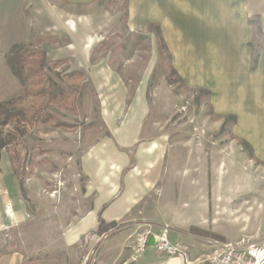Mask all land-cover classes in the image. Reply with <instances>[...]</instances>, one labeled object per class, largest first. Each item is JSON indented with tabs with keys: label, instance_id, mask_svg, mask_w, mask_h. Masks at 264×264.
<instances>
[{
	"label": "rangeland",
	"instance_id": "rangeland-1",
	"mask_svg": "<svg viewBox=\"0 0 264 264\" xmlns=\"http://www.w3.org/2000/svg\"><path fill=\"white\" fill-rule=\"evenodd\" d=\"M57 1L0 0V105L28 118L0 126V180L22 184L29 213L0 228V264H73L71 243L119 233L116 224L81 234L111 187L118 204L135 195L132 211L162 202L172 226L181 218L177 226L208 234L201 240L262 246L264 96L247 88L264 87L257 10L244 0L159 2L154 24L129 1ZM228 113L240 121L223 125Z\"/></svg>",
	"mask_w": 264,
	"mask_h": 264
},
{
	"label": "crops",
	"instance_id": "crops-1",
	"mask_svg": "<svg viewBox=\"0 0 264 264\" xmlns=\"http://www.w3.org/2000/svg\"><path fill=\"white\" fill-rule=\"evenodd\" d=\"M94 1L95 0H58L57 2L64 4H78L90 3ZM115 1L120 3L129 1L128 8L134 10L135 17H138V13L135 10H138L140 7H148V9H150V11H148V21L158 24L154 20L155 17L151 15V10L153 11L156 9L155 7H157L159 2H163L164 7L171 9L175 2L179 3L181 0ZM190 1L197 2V4H201L202 7L203 5L205 6V0H182L181 2ZM229 2L232 1L230 0ZM229 2L227 1V4L225 5L226 8L231 7ZM234 2H236V0ZM244 2H247L246 7L249 6V8L257 10L255 14L261 15L262 21H264V0H244ZM235 5L236 3L233 7ZM261 81L263 82L264 79L261 78ZM249 85L247 88L250 90L251 95L258 96L261 94L262 97L264 96V87L258 89L253 85L251 86V84ZM245 113L252 115L253 111L248 110V112ZM229 115L236 116L238 122L241 119L239 113ZM9 188L10 187H7L4 183V180H0V228L18 226L19 223L27 221V216L29 215L26 210L27 208L24 200L22 199V193L20 186L18 185V181L15 180L13 187H11V189ZM114 189H116V187L109 188L106 192L108 196L103 201L105 203H100L101 206H106L105 209H103L102 206L99 210H91L88 213L90 218L87 219L88 217L84 216V219L80 221L82 225L85 224V226H87L82 229L81 234H88L92 231L98 233V229H100V227L103 229L106 228V226L110 228L112 227V224H118V226L123 225V227H119L120 229L117 232H120L115 235H107L103 232L100 235L101 237L96 234L95 238H88L84 242H79L76 246L75 243H71L70 248L77 249L80 254V256L75 259L73 264H198L196 260L211 253L212 249L208 242L212 239L208 238L207 240H201L202 237H200L199 234H196L199 231L195 226H191L189 230L184 228L183 225L177 226L181 223V218L177 224H173L172 226L171 224L174 220L173 214L175 211L172 212V216L163 214L162 211L159 210L161 209L160 204L162 202L158 204L154 203L152 205L153 208L157 210L155 212L149 213L146 212L145 209L132 211L136 207L135 195L133 200H125V202L121 205L116 203L118 196L116 199L113 197L116 193ZM149 191L150 190L141 195H145ZM7 205L12 206V216L6 213ZM164 207L174 209L173 207L167 205L166 202L164 203ZM176 208L177 207H175V209ZM148 227H150L154 233L161 232V230L165 227L169 228L170 231L168 236L171 243L179 245L182 248H187L188 253L185 256L180 254L159 253L154 246L150 244L141 257L137 261L133 262L132 256L134 254V250L138 246V238ZM191 229H195L196 231L193 233L190 231Z\"/></svg>",
	"mask_w": 264,
	"mask_h": 264
},
{
	"label": "built area",
	"instance_id": "built-area-1",
	"mask_svg": "<svg viewBox=\"0 0 264 264\" xmlns=\"http://www.w3.org/2000/svg\"><path fill=\"white\" fill-rule=\"evenodd\" d=\"M12 206H6V213L12 216ZM169 228L165 227L159 233H154L150 227L144 230L138 238V246L134 250L132 261H137L150 246L153 239L154 248L159 253L180 254L185 256L187 248L174 245L169 239ZM211 253L196 260L198 264H264V244L262 246H250L245 240L240 242H222L210 240ZM87 264V263H86ZM190 264V263H189Z\"/></svg>",
	"mask_w": 264,
	"mask_h": 264
},
{
	"label": "trees",
	"instance_id": "trees-1",
	"mask_svg": "<svg viewBox=\"0 0 264 264\" xmlns=\"http://www.w3.org/2000/svg\"><path fill=\"white\" fill-rule=\"evenodd\" d=\"M164 42V41H163ZM164 48L165 49H167V47H166V45L164 46ZM16 49H18V51H17V56H18V58L17 59H19V62L22 60H25V61H27L26 59V57L25 56H23L22 54H20V49H21V51H23V48L22 47H19V46H16ZM257 57H256V62H257ZM9 64H10V67H11V69H12V72L15 74V75H19L20 74V72L18 71V69H17V66L16 65H14V63H13V59L12 60H10V62H9ZM20 64H21V62H20ZM40 68V66H35L34 64H32L31 66H30V69H29V72L32 70V73H33V75H40L41 76V74H42V71L39 69ZM172 74H174V75H176L177 76V78H178V80H180V81H182V79H180V77L177 75V72L175 71V70H172ZM173 83V80H170V84H172ZM43 92V91H42ZM44 93H47V91H45ZM48 94V93H47ZM41 95H43L42 93H41ZM62 96L64 95V94H61ZM56 100L57 101H60V100H58V98H56ZM56 100H54V101H56ZM28 118H27V116L23 113V112H21V111H18V110H16V109H12V108H9L8 106H6L5 104H1L0 105V126L1 127H6V126H8V125H10L11 123H13L14 121H21V122H25V121H28L27 120ZM35 119V117L33 116V118H32V120H34ZM51 119V117L48 115V116H46L45 118H44V120H42L44 123H46V122H48L49 120ZM229 120H231V121H234V122H237V118H236V116H230V117H228L227 119H226V122L223 124V125H225ZM240 142H241V145L248 151V153H249V156L253 159L254 158V148H253V146L249 143V142H247V141H245V140H240ZM7 146V142L5 141V139L0 135V160H1V151L5 148ZM20 189H21V192H22V196L24 197V191H23V187H22V184L20 183ZM115 224H113V225H111V226H114ZM106 229V228H105ZM191 232H195L196 230L195 229H191L190 230ZM196 234H199V235H201V236H203V237H208V234L207 233H205V232H202V231H199V232H197ZM216 237V236H215Z\"/></svg>",
	"mask_w": 264,
	"mask_h": 264
},
{
	"label": "water",
	"instance_id": "water-1",
	"mask_svg": "<svg viewBox=\"0 0 264 264\" xmlns=\"http://www.w3.org/2000/svg\"><path fill=\"white\" fill-rule=\"evenodd\" d=\"M150 244H151V245H154L153 239L150 241Z\"/></svg>",
	"mask_w": 264,
	"mask_h": 264
}]
</instances>
